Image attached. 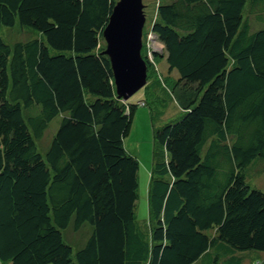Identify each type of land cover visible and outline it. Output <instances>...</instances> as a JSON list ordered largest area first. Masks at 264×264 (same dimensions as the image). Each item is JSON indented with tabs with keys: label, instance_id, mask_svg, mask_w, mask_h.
Instances as JSON below:
<instances>
[{
	"label": "trees",
	"instance_id": "16d2710c",
	"mask_svg": "<svg viewBox=\"0 0 264 264\" xmlns=\"http://www.w3.org/2000/svg\"><path fill=\"white\" fill-rule=\"evenodd\" d=\"M116 1L0 0V29L38 32L0 34V264H243L264 252V192L247 177L264 170V0H157L153 58L177 72L179 117L153 129L147 233L123 145L136 104L103 53ZM71 222L92 228L75 253Z\"/></svg>",
	"mask_w": 264,
	"mask_h": 264
},
{
	"label": "rangeland",
	"instance_id": "374dc122",
	"mask_svg": "<svg viewBox=\"0 0 264 264\" xmlns=\"http://www.w3.org/2000/svg\"><path fill=\"white\" fill-rule=\"evenodd\" d=\"M144 4L145 24L142 32V49L146 57L151 61L152 70L146 84L128 98L127 102L136 104L132 124L128 135L123 139V145L126 151L133 155L138 161L136 190L137 199L135 203V220L139 229L144 232H150L151 212L148 204V188L150 184V175L152 170L154 152L157 151V145L154 140V128L163 125L179 117L177 113V104L175 103L170 86L176 79L177 72H168V65L165 58L150 57V52L162 51V45L158 38L151 34V23L156 19L157 0H142ZM35 32V31H34ZM30 29L21 28L19 24L13 27L1 26L0 34L2 39L13 45L16 41L26 40L36 37ZM38 34V32H35ZM30 34V36H29ZM140 101L146 102L145 105L139 104ZM36 110H25L24 114L34 113ZM61 116L52 119L46 127L42 139H38L37 145L39 151L44 153L49 140L55 133ZM264 162V161H263ZM255 167V166H254ZM254 167L248 170V183L264 192V170L255 171ZM92 231L91 225L84 222L82 226L75 230L72 222L62 230L63 239L68 243L75 253L81 248ZM245 255L243 264H255V260H264V252L251 250L239 252ZM192 264H203L200 260Z\"/></svg>",
	"mask_w": 264,
	"mask_h": 264
},
{
	"label": "water",
	"instance_id": "95a60500",
	"mask_svg": "<svg viewBox=\"0 0 264 264\" xmlns=\"http://www.w3.org/2000/svg\"><path fill=\"white\" fill-rule=\"evenodd\" d=\"M145 20L142 0H117L102 32L116 94L124 101L147 82V64L141 55Z\"/></svg>",
	"mask_w": 264,
	"mask_h": 264
},
{
	"label": "built area",
	"instance_id": "2783aa9c",
	"mask_svg": "<svg viewBox=\"0 0 264 264\" xmlns=\"http://www.w3.org/2000/svg\"><path fill=\"white\" fill-rule=\"evenodd\" d=\"M151 34H154V33H152V31H151ZM154 38H157V36L154 35ZM161 45H162V43H161ZM162 47H163V45H162ZM152 50L153 51L150 52V57L151 56L153 57L154 52H157V50H154V49H152ZM160 53H161V51H160ZM141 105H144L143 102H141Z\"/></svg>",
	"mask_w": 264,
	"mask_h": 264
},
{
	"label": "crops",
	"instance_id": "0c3cea01",
	"mask_svg": "<svg viewBox=\"0 0 264 264\" xmlns=\"http://www.w3.org/2000/svg\"><path fill=\"white\" fill-rule=\"evenodd\" d=\"M167 71H168V68H167ZM173 72V71H172Z\"/></svg>",
	"mask_w": 264,
	"mask_h": 264
},
{
	"label": "bare ground",
	"instance_id": "6f19581e",
	"mask_svg": "<svg viewBox=\"0 0 264 264\" xmlns=\"http://www.w3.org/2000/svg\"><path fill=\"white\" fill-rule=\"evenodd\" d=\"M142 40H143V38H142Z\"/></svg>",
	"mask_w": 264,
	"mask_h": 264
}]
</instances>
